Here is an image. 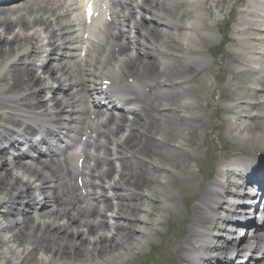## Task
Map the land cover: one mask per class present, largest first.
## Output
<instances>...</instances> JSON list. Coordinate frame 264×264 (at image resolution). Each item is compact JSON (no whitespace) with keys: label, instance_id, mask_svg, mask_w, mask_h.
Listing matches in <instances>:
<instances>
[{"label":"bare ground","instance_id":"1","mask_svg":"<svg viewBox=\"0 0 264 264\" xmlns=\"http://www.w3.org/2000/svg\"><path fill=\"white\" fill-rule=\"evenodd\" d=\"M4 1L0 0V231L11 233L3 239L4 258L16 264L36 251L43 264L67 256L71 264H108L114 255L132 257L151 217L146 204L158 191L151 183L172 186L177 179L172 174L183 168L182 176L190 181L191 196L198 202L191 205L188 237L177 247L182 264H264V208L243 207L246 201L239 190L243 178L262 177L258 169L264 167L254 168L257 154L254 159L238 157L234 165L240 167L221 163L216 178L203 184L192 160L201 149L198 139L205 138L204 115L196 110L203 106L205 92H189L169 104L171 113L162 112L165 103L175 101L167 97L173 93L170 87L189 82L184 72L194 70L193 78L212 65L203 48L207 40L220 38L215 26L220 24L223 0L215 4L217 11L210 2L185 0L187 7L177 14V0H23L11 2L13 6L1 4ZM237 1L242 6L235 30L245 32L239 37L252 49L234 47L238 56L231 69L236 79L231 78L232 86L227 87L226 113L231 115L226 136L236 140L238 154L247 155L244 151L255 144L264 150V124L258 133L249 129L252 119L264 121V0ZM89 4L94 5L91 17ZM157 53L172 62L167 64ZM178 92L184 94L186 88ZM45 93L52 95L46 98ZM91 94L100 95L97 102ZM107 98L114 109L131 111L133 117L123 114L122 122L113 125L119 119L102 108ZM145 105H155V112L145 110ZM257 108L261 114L255 113ZM90 119L93 123L87 127ZM34 133L50 147L51 160L43 157L48 151L39 148ZM9 150H18L12 160ZM75 155L76 165L74 158H64ZM84 155L83 167L78 168ZM114 160L121 161L116 168L110 166ZM105 163L108 170L101 166ZM158 171L166 174L165 180ZM162 194L163 203L170 205L173 198ZM256 211L258 224L248 236L246 223ZM243 217L246 221L240 223ZM162 219L159 216L156 227ZM245 250L250 252L248 259V254L240 255Z\"/></svg>","mask_w":264,"mask_h":264},{"label":"rangeland","instance_id":"2","mask_svg":"<svg viewBox=\"0 0 264 264\" xmlns=\"http://www.w3.org/2000/svg\"><path fill=\"white\" fill-rule=\"evenodd\" d=\"M208 2L212 3L210 6H213L212 9L217 11L215 4L218 3V0H202V3ZM219 6H222V10L220 12L221 20L220 24L215 27L219 28L223 32H220L219 40L214 42L207 40V43L203 48L207 54H210L209 56H211L213 60L212 65L210 68H203V72L193 78H191V76L195 74L194 70L184 72L187 73L186 75L190 76L189 82L181 84L186 88V92L184 94L178 92L180 87L174 89L173 94H168L167 97L171 96V98L175 99V101L165 103V105L175 104L179 101L177 98L183 99V97H186L187 93H194L192 91L203 94L205 92L206 94V99L203 100V106L196 108V110H200L201 114L204 115L205 122L203 119L202 121L206 124L204 127L206 130L203 134L205 135V138L201 139L200 136L198 139L201 149L197 153L198 156L196 160H192L193 171L196 173L197 178L201 179L203 184H206L207 180H212L215 176L220 161H225L238 155L235 146L236 140L233 141L226 136L227 122L230 119L226 113V105L227 103H230V91L227 87L232 86V83H229L231 78L236 79L235 71L231 69L236 56L231 49V45L228 44L223 46V44L228 39V34L226 33L227 30L225 29L230 31L234 29V25L239 16L237 11L241 8L242 4L237 0H223V3ZM186 7L187 2L185 0H177L175 7H173L177 10V12H174V14L179 13ZM210 13H212V10ZM230 19L233 20L232 24L228 22ZM167 60L168 62L170 61L169 59ZM184 73L181 76H184ZM172 79L173 82H176V79ZM237 86L245 87L248 86V84L239 83ZM208 88L213 89L214 94L209 93ZM255 112L260 114L261 111L257 110ZM196 124L197 123L194 125ZM263 124V120L259 118L253 119L250 122L249 129L258 133L262 130ZM157 125L165 126L160 124ZM194 142H196V140ZM193 145L194 143L191 144V146ZM258 148L257 144H255L251 149H247L244 152L248 155L255 154ZM151 170L156 172L153 168ZM182 170L183 168L179 169V173L176 175L172 174L173 177H177L172 186L169 184L151 183V185H157L158 191L153 195V201H149L148 204H146L151 210V217L149 218L148 224L145 226L147 229L146 234L139 237L140 244L137 245V248H139L136 249L137 253L132 257H117L114 255V257L109 259L108 264H182V261L179 260L180 253L178 252L177 247L179 244L185 242L188 237L192 220L191 205H195L194 202L197 200L195 198L196 196H191L190 181L182 176ZM158 175H161V181L166 179L165 173L158 171ZM234 189L236 190V188ZM162 191L165 192L167 198L168 196L173 198H169L170 205H165L163 203L164 196ZM166 191H169L170 193H166ZM200 191L201 189H196L197 193ZM173 203L177 205V208L172 207ZM3 209L5 210V208ZM3 209L1 211H3ZM161 215H163L162 224L161 226L156 227L155 223ZM222 234L223 233H220L219 235ZM9 235H11V233L0 231V264L14 263L11 261L8 262L7 259L4 258V250L6 247L3 239ZM68 238L71 239L70 237ZM204 252L208 255L210 254L209 251ZM80 253H84V250L80 251ZM188 255L189 253L185 254L187 258ZM75 261L77 264H82L79 260ZM16 262V264H43L40 259V254L36 253V251L32 255H25L22 258H19ZM50 264H71V261L67 256L65 259L61 258L59 260L52 261Z\"/></svg>","mask_w":264,"mask_h":264}]
</instances>
